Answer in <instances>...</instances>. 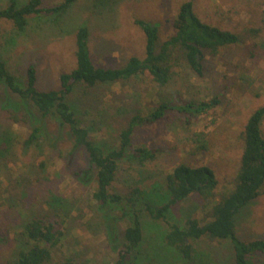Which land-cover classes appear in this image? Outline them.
Here are the masks:
<instances>
[{"label": "rangeland", "instance_id": "rangeland-1", "mask_svg": "<svg viewBox=\"0 0 264 264\" xmlns=\"http://www.w3.org/2000/svg\"><path fill=\"white\" fill-rule=\"evenodd\" d=\"M63 1L43 0V7ZM186 1L193 2L202 21L237 34L241 42L215 58L207 55L202 76L180 61L165 87L137 77L123 84L99 86L83 97L76 91L71 101L82 99L77 102L79 118L90 137L96 142H112L132 116L145 115L148 108L161 102L173 103L178 97L194 103L217 100L213 108L197 117L168 116L138 126L133 146L155 150L156 158L144 166L123 161L110 189L124 195L140 181L145 190L159 183L163 192L164 177L176 166H208L218 181L213 201L193 194L173 209L179 222L196 218L204 224L210 220L214 203L232 188L247 119L264 105V0H78L58 16L31 18L24 33H17L11 22L0 20V58L18 78L25 77L33 65L37 87L56 90L59 76L75 67V32L79 27L89 31L93 63L117 68L133 56L145 57V35L136 20L156 26L161 44L174 34L172 22ZM4 3L0 0V7ZM10 96L6 91L0 93V140L5 141L0 142V263L14 257L27 217L51 216L47 202L53 199L56 209L64 205L67 215L63 212L53 218L63 236L49 264H112L127 223L117 221L118 241L114 242L93 200L95 182L82 172L75 175L88 168L84 151H73V137L54 119L46 121L37 143L25 146L34 124L23 118L29 117L25 113H12L13 108L5 102ZM262 129L264 132V122ZM140 218L142 264H232L228 243L206 239L194 245L193 260L185 261L164 247V223L146 213ZM236 225L242 240H264V195L240 212ZM253 264H264V257L253 258Z\"/></svg>", "mask_w": 264, "mask_h": 264}, {"label": "trees", "instance_id": "trees-1", "mask_svg": "<svg viewBox=\"0 0 264 264\" xmlns=\"http://www.w3.org/2000/svg\"><path fill=\"white\" fill-rule=\"evenodd\" d=\"M4 1V6L0 7V20L11 22L17 33H24L30 26L31 18L58 16L78 0H64L53 7H43V0ZM136 24L145 35V57L133 56L117 68L99 67L93 63L88 45L89 31L85 26L79 27L75 32V67L59 76V88L56 90L43 91L37 87V71L33 65L27 68L25 77L18 78L9 71L7 62L0 58V93L6 91L12 96L5 101L6 106L11 105L12 113H25L29 117L23 118L34 124L24 145L29 147L37 143L49 119L67 128L74 139L73 151L81 148L88 164L86 170L77 171L75 175L82 172L88 181L95 182L93 200L97 212L101 214L103 227L111 233L114 242L117 240V221L127 223L121 239L117 240L121 249L112 264H142V213L167 226L162 237L164 247L185 261L193 260L194 245L206 239L228 243L232 264H253V258L264 257V240H242L238 236L236 218L264 195V105L255 109L247 119L241 133L242 152L232 188L214 203L209 211L210 220L204 224L196 218L179 222L173 209L193 194L203 201H213L218 181L208 166H176L165 175L163 192H160L159 183L145 190L139 185L140 181L130 186L124 195L110 192L123 161L144 166L156 158L155 150L133 146L138 126L154 124L168 116L197 117L213 108L217 100L194 103L178 97L173 103L161 102L148 108L145 115L132 116L112 142H96L79 118L81 107L77 102L82 99L73 103L72 95L81 91L80 96L83 97L99 86L123 84L137 77H147L159 87H165L180 61L202 76L207 55L215 58L222 50L241 42L237 34L202 21L192 1L180 5L172 22L174 34L161 44L156 26L142 20H136ZM0 142L5 144L4 139ZM52 200L47 202L51 216L27 217L18 235L21 245L11 260L0 264L51 262L53 251L63 236L62 231L56 228L58 223L53 220L58 218L59 213L66 212L64 205L56 209L58 206ZM117 212L120 215H116Z\"/></svg>", "mask_w": 264, "mask_h": 264}]
</instances>
